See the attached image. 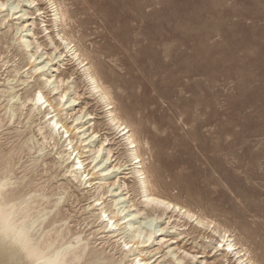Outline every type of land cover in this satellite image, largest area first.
Wrapping results in <instances>:
<instances>
[{"label": "rangeland", "instance_id": "1", "mask_svg": "<svg viewBox=\"0 0 264 264\" xmlns=\"http://www.w3.org/2000/svg\"><path fill=\"white\" fill-rule=\"evenodd\" d=\"M55 1L66 11L65 24L59 29L53 25L49 7H41L47 5L41 0L36 7L46 11L43 17H37L32 4L23 0L26 7L22 11L28 14L9 24L36 22L35 27H30L36 36L22 32L34 44L28 51H33L37 37L44 46L37 54L43 55L38 61L52 55L48 73L69 78V95L78 93L79 101L71 107L73 112L86 107L85 111L93 113L85 118L87 121L89 117V126L93 124L99 131L93 146L108 137L105 147H113L115 158L126 150L120 134L105 123V108L91 94L82 67L61 44V30L84 54L85 62L111 92L119 114L135 130L150 178L158 180L157 191L231 230L233 238L260 264L264 260V0ZM7 25L0 26L2 42L5 34L11 37L15 32V27L8 32ZM44 25L50 27L48 31ZM47 33L56 44L60 42L58 50L50 44ZM60 51L64 52L61 60ZM3 60L10 62L0 69V88L9 69L28 62L18 42L8 50L0 42V63ZM55 67L59 71H54ZM36 87L37 82H32L28 88ZM5 103V98L0 97V105ZM31 131L36 132L35 123L30 126L25 114L15 122L5 123L0 131V150L17 146ZM44 153L49 167L59 160L50 148ZM36 155L25 152L16 157L18 176L24 174ZM131 167L115 171L111 180L125 181L132 189L134 179L125 174ZM63 170L53 166L46 172L37 167L27 173L56 198L62 190L58 186L68 183ZM69 185L68 191L77 197L68 196L62 203V216L67 217L73 232L87 235L96 229H90L84 221L83 208L88 200L73 183ZM159 224L165 226L164 220ZM190 225L177 229L169 226L160 232L149 247L159 248L161 253L153 260L172 250L176 257L186 256L185 252L199 256L198 262L187 256V264H238L232 257L227 261L219 244L220 250L213 248L216 239L204 247L202 244L209 239L193 232ZM181 231L184 233L179 235ZM170 255L166 260L159 259L175 262Z\"/></svg>", "mask_w": 264, "mask_h": 264}, {"label": "bare ground", "instance_id": "2", "mask_svg": "<svg viewBox=\"0 0 264 264\" xmlns=\"http://www.w3.org/2000/svg\"><path fill=\"white\" fill-rule=\"evenodd\" d=\"M9 1L0 0V2L10 5L16 2V0H13L12 3H9ZM28 1L32 4V0ZM41 1H45L47 5L49 3L53 5V7H49L50 12L53 13L51 15L53 17V25L58 29L59 26H63L66 21V11L55 0ZM35 3L36 6L40 4L39 0H35ZM36 8L37 11L43 12L45 15L46 11H41L42 8L39 7ZM5 11L8 12V15L1 17L0 26L8 23L6 26L8 27V32L13 27H15V32L11 37L5 34L4 42H2L3 37H0V42L7 50L14 42H18V48L28 60L26 65H29V67L24 68L26 65L15 64L7 72L9 75L4 79L3 88H0V97H4L6 101L5 104L0 105V131L5 123L15 122L19 116L25 114L28 117L30 126L35 123L37 134L31 131L29 134L27 133L25 140L17 146L8 150H0V178L5 175V170L12 175L15 181V188L12 190V200L9 202L16 205V212L24 219L26 224L28 226L36 225V230L44 236L47 243L56 245L58 248L68 249L74 253L73 256H70V259L101 260L103 264H137V262L138 264H174L175 262L177 264H187L184 262L186 257L196 256L195 254L185 252L186 256L176 257V252L169 250L153 260L157 253L158 255L161 253H159V248L149 250V247L157 235L169 226L177 229L181 226L187 227V225L192 223L190 226H192L193 232L198 231L203 234L205 239H209V241L202 242L204 247L209 243L212 244V241L216 239L217 243L213 248L220 250L218 244H224L222 250L225 252L224 257L227 258V261L228 257H232L238 264H256L249 256L248 249H245L233 238L230 233L231 230L229 231L215 223L213 219L195 212L189 205L169 199L167 198L168 196L164 197L157 191L155 186L158 180L150 178L149 171L145 165V158L141 151L142 144L135 130L119 114L113 105L114 101L111 92L93 70L92 66L85 62L84 54L76 44L72 45L73 41L67 36L66 32L61 30L58 32L61 44L70 53L72 59L76 60L78 65L82 67L91 94L97 99V103L102 104L105 108V123L110 129L115 131V134L116 132L120 134L126 150L123 156L115 158L116 152L114 153L113 147H105L108 137L102 139L99 145L95 144L93 146L99 131L95 130L93 124L89 126V117H87V121L85 119L86 116H91L93 113L85 111L86 107L79 108V111L73 112L71 107L79 101L78 93L75 90L76 95H69V91L72 88V86L68 85L70 83L69 78L65 80L58 74L48 73L47 66L53 60L52 55L46 54L48 57L50 56L48 60L38 61V58L40 60V57H43V55L37 56L43 45L37 41V37H35L36 45L33 47V51H28L34 44L27 37L29 36L28 34L37 35L33 28H30L31 26L35 27L36 22L33 21L28 24L26 20L25 23L27 24L14 26L9 24L11 20L24 18L28 13L24 12L25 15L21 16L18 13H11L7 9H0V14ZM15 14L16 16L14 17ZM42 21L44 22L45 20ZM25 25L27 26L25 27ZM44 26L45 31H48L50 27L48 25ZM24 31H28V34H22ZM47 34L50 44H53L55 50H58L59 45H61L60 42L56 44L49 33ZM56 53L58 52L56 51ZM56 56L58 57V55ZM65 56L67 55L65 54ZM63 57L64 52L60 51L59 60ZM9 62L10 60H3L0 69L2 66H7ZM56 70L59 71V67H55L54 71ZM32 82H37V87L34 90L28 88ZM93 82L95 87L100 90L99 93L93 90ZM65 84H67L66 88L62 89ZM77 85L79 84L77 83ZM18 87L21 88L17 89ZM22 89H25V91L19 93ZM38 96L43 98V103L39 102ZM33 118L37 119L33 120ZM19 132V134H23L24 131ZM1 139L0 132V141ZM47 148L54 151L59 159L54 161L50 167L44 158V151ZM25 152L30 154L34 152L37 155L32 157L29 167H26L23 171L24 174L18 176L16 173V157L20 158V155ZM112 161H117V163L111 164ZM126 165L129 167L132 165L130 171L125 173L134 179L132 189L129 188L128 183L125 181L120 183L119 180H111V175ZM53 166L63 168V175L69 178L68 183H62L58 186L62 190L56 198H54V194H50L45 189L44 184L38 183L32 177L30 178L27 173L37 167H43L47 172ZM70 183H73L76 188L83 191V197L88 200L83 208L86 213L84 221L87 226H90V229L93 227L96 229L87 235L83 234L82 231L73 232L67 217L62 216V203L68 196L71 198L76 196L75 193L68 191ZM116 185L117 187H115ZM156 201H159V203ZM105 215L108 217L107 220L104 219ZM190 217H195V219ZM163 220L165 226L159 224ZM207 232L211 234L206 235ZM183 233L184 231H181L179 235ZM188 234L190 235L191 233L188 232ZM98 235L100 237H97ZM216 236L220 239L217 240ZM98 240L101 241L98 242ZM125 243L130 244L131 247L125 248ZM229 247L232 248L231 252L228 251ZM153 251L157 252L152 256H148ZM168 254H173L175 262L172 260H169V262L160 260L162 258L166 260L165 258ZM171 255L170 257H172ZM157 260L162 262L155 263ZM189 264L191 263L189 262ZM202 264L207 263L203 262Z\"/></svg>", "mask_w": 264, "mask_h": 264}, {"label": "snow or ice", "instance_id": "3", "mask_svg": "<svg viewBox=\"0 0 264 264\" xmlns=\"http://www.w3.org/2000/svg\"><path fill=\"white\" fill-rule=\"evenodd\" d=\"M45 6L53 7L51 3L41 5V7ZM23 7H26L23 5V0H16L11 5L0 2V9L20 13L21 16L25 15L22 11ZM32 11L37 17L44 15L43 12L36 11L35 0H32ZM5 15H8V12H5ZM93 90L97 93L100 91L95 87L94 82ZM38 99L43 103L42 97L38 96ZM14 188L15 181L5 170V175L0 178V264H103L101 260L70 259V256L74 255L70 250L47 243L44 236L36 230V225L28 226L16 212V205L9 202L12 200L11 193ZM190 218L195 219V217ZM104 219H108L107 215ZM124 247L130 248L131 245L125 243ZM219 247L224 248V244H220ZM228 251L231 252L232 248L229 247ZM190 259L194 262L199 261V257L196 256ZM260 264H264V260Z\"/></svg>", "mask_w": 264, "mask_h": 264}]
</instances>
